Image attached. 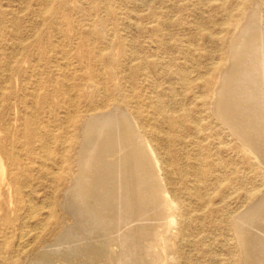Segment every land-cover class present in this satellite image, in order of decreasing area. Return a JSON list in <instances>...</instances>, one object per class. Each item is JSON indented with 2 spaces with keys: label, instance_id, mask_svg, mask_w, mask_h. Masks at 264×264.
Returning <instances> with one entry per match:
<instances>
[{
  "label": "rangeland",
  "instance_id": "obj_1",
  "mask_svg": "<svg viewBox=\"0 0 264 264\" xmlns=\"http://www.w3.org/2000/svg\"><path fill=\"white\" fill-rule=\"evenodd\" d=\"M252 32L264 39V0H0V264H264V159L240 133L264 152V97L257 64L239 73L231 57ZM236 72L238 97L221 103ZM121 113L154 154L167 207L143 185L149 215L105 226L76 207L89 182L70 193L88 120Z\"/></svg>",
  "mask_w": 264,
  "mask_h": 264
},
{
  "label": "bare ground",
  "instance_id": "obj_2",
  "mask_svg": "<svg viewBox=\"0 0 264 264\" xmlns=\"http://www.w3.org/2000/svg\"><path fill=\"white\" fill-rule=\"evenodd\" d=\"M254 14V12H252ZM259 12L256 13V15H258ZM251 17V16H250ZM252 17H255L252 16ZM257 17V16H256ZM260 18V17H259ZM254 19V18H253ZM252 20V19H250ZM256 20V19H255ZM254 21V20H253ZM257 22L259 23V19L258 21L256 20V24ZM254 23V22H253ZM255 24V25H256ZM254 25V27H255ZM261 26V24H259ZM246 28V27H245ZM250 28V27H249ZM258 28V27H257ZM244 30V29H243ZM242 30V31H243ZM255 31V30H254ZM260 31V30H259ZM249 33V31H248ZM253 33V32H252ZM251 33V36L246 38L245 39H242V38H239V39H236L235 41V44L232 48V51H231V57L232 58H235L236 59V62L239 63V73H243V71H247L245 69L246 66L248 65H251V66H254L257 64L256 68H258V78L257 80L256 79H251L252 83H250L251 85H254L256 86V89L258 90L257 92L260 93L261 96L264 97V56H263V47H264V39H263V34L262 33H259L257 34L258 32H256L254 35ZM242 35V33H241ZM244 35V34H243ZM249 35V34H248ZM247 35V36H248ZM240 37V35H239ZM244 38V37H243ZM234 60V59H233ZM236 65V63H235ZM231 65H229V68ZM255 67V66H254ZM233 68V66H232ZM251 68V67H250ZM235 69V68H233ZM237 69V67H236ZM235 71H238L236 70ZM252 70V69H251ZM257 70V69H256ZM227 71V70H226ZM230 71V69L228 70ZM255 71V70H254ZM231 72V71H230ZM250 72V71H249ZM247 73V72H245ZM244 73V74H245ZM256 73V71H255ZM235 74V73H234ZM243 74V75H244ZM251 74V72H250ZM249 74V75H250ZM225 75V74H224ZM223 75V76H224ZM229 75L230 74H226L225 75V78L224 79V83L221 82V85H220V91L217 92V98H220L222 97V99H219L221 101V103L225 102V98H228L230 97L229 95H234L235 96V99L238 97H236V93H239L238 89H231L233 88L234 86H232L233 82H234V78L238 77V72H236V74L234 75V77H232L230 75V77H232V82H230L228 79H229ZM240 75V74H239ZM248 75V74H247ZM255 76V75H254ZM246 77V76H245ZM247 78V77H246ZM245 79V78H244ZM238 80V79H237ZM236 81V80H235ZM244 81V80H243ZM248 81V80H247ZM246 81V82H247ZM238 82V81H237ZM235 82V83H237ZM245 82V83H246ZM247 84V83H246ZM249 84V82H248ZM249 84V85H250ZM234 85V84H233ZM241 85V84H240ZM245 85V84H244ZM239 87V86H237ZM244 87V86H243ZM248 88V87H246ZM251 88V86H250ZM249 89V88H248ZM244 90V89H243ZM245 91V90H244ZM248 91V90H247ZM254 91V90H252ZM251 91V94H253ZM243 92V91H242ZM241 92V93H242ZM246 92V91H245ZM244 92V93H245ZM243 94V93H242ZM246 94V93H245ZM250 94V93H249ZM248 94V95H249ZM258 94V93H257ZM240 95V94H239ZM255 95V94H254ZM241 96H244V95H241ZM256 96V95H255ZM259 96V95H258ZM240 97V96H239ZM248 98V96H246ZM260 97V96H259ZM231 98V97H230ZM262 98V97H261ZM241 99V98H240ZM239 99V100H240ZM252 99V97H251ZM264 99V98H263ZM229 100V99H227ZM238 100V101H239ZM242 100V99H241ZM240 100V101H241ZM245 100V98L243 99ZM219 101V102H220ZM230 101V100H229ZM228 101V102H229ZM248 101V100H247ZM252 101V102H251ZM251 104L255 101V100H251ZM234 103L233 101H230V104ZM243 102V101H242ZM258 102V101H257ZM238 103V102H237ZM236 103V105H237ZM246 103V102H245ZM249 103V102H248ZM247 103V104H248ZM217 104V102H216ZM242 104V103H241ZM244 104V102H243ZM260 104V102H259ZM264 104V103H263ZM240 105V104H239ZM234 106V105H232ZM249 105H246V107L248 108ZM254 106V104H253ZM256 106V105H255ZM254 106V107H255ZM260 106V105H259ZM242 107V106H241ZM251 107V106H250ZM218 108V107H217ZM221 108V107H220ZM223 108V107H222ZM229 108H230V105H229ZM240 108V107H239ZM243 108V107H242ZM219 109V108H218ZM226 109V108H225ZM230 109H234V108H230ZM249 109V108H248ZM262 109V108H261ZM264 109V108H263ZM240 110V109H238ZM237 110V111H238ZM252 110V109H251ZM250 110V111H251ZM257 110V109H256ZM222 111V110H221ZM227 111V110H226ZM236 111V113H237ZM243 111V110H242ZM249 111V110H248ZM254 111V109L252 110ZM251 111V112H252ZM220 112V111H219ZM217 112V113H219ZM228 112V111H227ZM231 112V110H230ZM235 112V111H234ZM233 112V113H234ZM239 112V111H238ZM257 112V111H256ZM262 112V111H261ZM111 113V112H110ZM117 113V112H116ZM258 113V112H257ZM224 114V113H223ZM230 113H228L229 115ZM240 115V113H238ZM237 114V115H238ZM244 114V112H243ZM254 114V113H253ZM262 114V113H261ZM235 115V113H234ZM234 115L232 114V116L234 117ZM239 115L235 117H238L239 118ZM248 115H249V112H248ZM252 115V113L250 114ZM226 115H224V118H225ZM231 116V115H230ZM241 116H242V113H241ZM246 116H247V112H246ZM262 116V115H260ZM264 116V114H263ZM227 117V116H226ZM232 117V118H233ZM243 117H245L243 115ZM248 117V116H247ZM251 117V116H250ZM255 117V116H254ZM220 118L221 120L224 119L223 117H221L220 115ZM228 118V117H227ZM232 118H229L231 120H233ZM242 118V117H241ZM240 118V119H241ZM259 118V117H258ZM262 118V117H261ZM226 119V118H225ZM235 119V118H234ZM240 119L238 121H240ZM244 119V118H243ZM246 119V117H245ZM244 119V120H245ZM252 119V118H251ZM254 119V118H253ZM237 120H236V123H237ZM259 120V119H258ZM263 120V119H262ZM242 121V120H241ZM261 121V120H260ZM223 122V121H222ZM227 122V121H226ZM226 122H224L226 124ZM232 122V121H231ZM234 122V121H233ZM245 122V121H244ZM243 122V123H244ZM246 122H247V119H246ZM245 122V123H246ZM251 122V121H250ZM254 123L256 121H253ZM242 123V122H240ZM244 123V126L246 125ZM253 123V124H254ZM258 123V122H257ZM231 124V123H230ZM235 124V122H234ZM253 124H251L253 126ZM256 124V123H255ZM259 124V123H258ZM239 125V123H238ZM250 125V126H251ZM27 126V125H26ZM232 126V125H231ZM230 126V127H231ZM234 126H237V125H234ZM247 126V125H246ZM245 126V128H246ZM249 126V127H250ZM255 126V125H254ZM259 126H261L259 124ZM263 126V125H262ZM229 127V128H230ZM239 127V126H238ZM264 127V126H263ZM235 128V127H234ZM233 128V129H234ZM251 128V127H250ZM249 128V129H250ZM257 128V127H256ZM231 129V130H233ZM253 129V128H251ZM255 129V128H254ZM253 129V130H254ZM264 129V128H263ZM28 126H27V133H28ZM236 130V128H235ZM238 130V129H237ZM240 130V129H239ZM242 130V129H241ZM246 131V129H244ZM256 130V129H255ZM259 130V128H258ZM257 130V131H258ZM262 130V128H261ZM261 130H260V133H261ZM234 131V130H233ZM245 131H240V133L242 134L241 135V138L243 136V138H248L247 141L249 140L250 136L252 135H248L250 132H247L248 136L245 135ZM237 132V131H234L233 134ZM259 133V135H260ZM264 133V132H262ZM262 133H261V137H262ZM237 134V133H235ZM234 134V135H235ZM252 134V133H250ZM256 135L258 133H255ZM240 135V134H239ZM254 135V134H253ZM264 135V134H263ZM259 136V139H262L261 137ZM27 135H23L22 137L18 138V142L19 144H24V142L20 141V139H26ZM254 137V136H253ZM238 138V137H237ZM240 138V136H239ZM242 138V139H243ZM258 138V137H257ZM257 138H254L257 139ZM253 138H251V142L250 144L247 143V141L244 139L243 142H244V146H245V154L248 155V156H251L252 155L255 157V160L257 159V155L256 152L258 149V152L260 151L261 153V157H263L264 159V152L263 150L261 151L259 149V147L257 148L255 146V144L253 143L252 141ZM241 140V139H240ZM264 140V139H263ZM256 141V140H255ZM258 141V140H257ZM257 141L255 143H257ZM261 141V140H259ZM242 142V141H241ZM14 143V142H12ZM262 143V142H260ZM14 145V144H13ZM254 145V146H253ZM260 145V144H258ZM261 146H263V143L261 144ZM2 147H0V150H1ZM264 148V146H263ZM262 148V149H263ZM256 151V152H255ZM260 153L258 155V158L260 157ZM2 154V152H1ZM80 176L79 178L77 179V189L74 188L71 190L72 193H70V191L68 193L70 194H75L77 192H79L80 194H84V190L82 189L85 185L84 183H90L88 185L89 187H91V189L89 188L88 190H91L92 193V198L87 200L85 199L86 201H83L82 200V196H80V199H81V203L82 204H78L76 207L77 209H79L80 213H85L86 216L90 217L91 221L93 220H98L99 221H104V225L105 226H109L110 225H113L112 223L114 222L115 223V220H119L120 223L123 222L124 220V217L125 216H136L137 214V211H139L140 208H143L141 210V212H143L145 215H149V210L151 209H154V205H157V204H154L151 208V205L154 203H150L151 200L149 201H145L146 198L149 199V194H147V191L146 190V185H155L156 187V193L158 194V197H160V199L157 197V194L155 195L159 200L158 202L162 205L163 209L167 207V202H166V199H165V195H164V192H165V186H164V183L163 181L161 180L160 178V175H159V169H158V166H157V162H156V159L154 157V154L151 150V148L147 145L146 142H144V140H142L141 138V135L136 127V125L132 122V120H130L129 118H127L126 116H124L122 113L121 114H100V115H97V116H93L90 120H88L87 122V125L85 127V136H84V140H83V144H82V148H81V152H80ZM253 157V158H254ZM9 161H11V163L9 164V168H12V171H14L15 167L17 166L16 165V160L14 159H11V158H8ZM262 159V160H263ZM259 160V159H257ZM261 165H262V162H261ZM264 166V165H263ZM51 170V169H50ZM5 169H3V175H2V182L0 184V189L2 187V185L5 183ZM114 177V178H113ZM15 179V178H14ZM103 181L105 183H103ZM117 181V184H121V187L119 188L120 191H124L125 193L122 195V194H119L118 192H120L118 189L116 190L115 189V184L114 182ZM11 182L13 183V179H9V184L11 185ZM106 183H108V187L105 185ZM111 184L112 187L109 185ZM153 184V185H152ZM145 185L146 187L143 188ZM87 186V187H88ZM117 186V185H116ZM120 186V185H118ZM117 186V188H118ZM148 186V187H149ZM85 189V187H84ZM150 189V188H149ZM152 190H148L150 193H152L151 191H153V187H151ZM114 191H118L117 193L119 194V196H117L118 194L117 193H114ZM87 192V191H86ZM143 192V193H142ZM146 192V193H145ZM148 192V193H149ZM82 194V195H83ZM86 194V193H85ZM139 194V195H138ZM89 195H90V192H89ZM152 195V194H150ZM154 195V194H153ZM152 195V196H153ZM68 196V195H67ZM124 196V197H123ZM78 197V196H77ZM84 197V196H83ZM89 197V196H88ZM138 197H139V200L145 198V203L142 207V205L139 203L138 201ZM155 197V198H156ZM85 198V197H84ZM153 198V197H152ZM151 199V197H150ZM155 200V199H154ZM153 200V201H154ZM261 200V199H260ZM80 201V200H79ZM78 201V202H79ZM156 201V200H155ZM141 202V201H140ZM72 203V202H71ZM158 203V204H159ZM258 203V202H257ZM261 203V201L259 202ZM77 204V203H76ZM50 206V205H49ZM52 206V205H51ZM158 206V205H157ZM258 206V205H257ZM156 207V206H155ZM262 207V206H261ZM253 208H255L253 206ZM30 209V208H29ZM76 209V210H77ZM146 210V211H145ZM157 210V209H156ZM155 210V211H156ZM251 210V209H250ZM249 210V211H250ZM263 210V209H262ZM82 211V212H81ZM152 211V210H151ZM163 211V210H162ZM248 211V210H247ZM248 211V212H249ZM252 211V210H251ZM264 211V210H263ZM35 211H33L34 213ZM38 211H36V215L38 214L37 213ZM41 211H39L40 213ZM140 212V211H139ZM158 212V211H157ZM246 212V211H245ZM258 212V211H257ZM69 213V212H68ZM79 213V214H80ZM159 213L161 214V211H159ZM262 213V211H261ZM73 214V213H72ZM78 214V213H77ZM142 214V213H141ZM155 214L154 211L153 213H151L150 215H153ZM163 214V213H162ZM166 215V213H164ZM260 214V213H259ZM264 214V212H263ZM76 215V214H75ZM159 215V214H157ZM248 215V214H247ZM34 216V215H33ZM32 216V219L34 218ZM161 216V219L162 218V215ZM246 216V214H245ZM249 216H250V213H249ZM248 216V217H249ZM262 216V215H261ZM84 217V216H83ZM97 217V218H96ZM157 218V216H156ZM167 218V217H166ZM166 218L164 217V220H166ZM245 218V217H244ZM243 218V219H244ZM253 218V217H252ZM75 219V218H74ZM158 219V218H157ZM160 219V220H161ZM249 219V218H248ZM247 219V220H248ZM261 219V218H259ZM84 220V219H83ZM240 220V218H239ZM242 220V218H241ZM252 220V219H251ZM77 221V220H76ZM162 221V220H161ZM26 222V221H25ZM263 222V221H262ZM92 223V222H91ZM145 223V222H144ZM147 223V222H146ZM158 223V222H156ZM155 223V224H156ZM160 223V222H159ZM256 223V222H255ZM87 224V223H85ZM118 224V222H117ZM142 224V222H141ZM92 225V224H91ZM97 225V224H96ZM123 225V224H122ZM121 225V226H122ZM158 225V224H157ZM160 225V224H159ZM249 225V224H248ZM252 225V224H251ZM27 226V225H26ZM41 225H39L40 227ZM102 226V224H101ZM120 226V227H121ZM130 226V225H129ZM250 226V225H249ZM255 226V224H254ZM93 226H91L92 228ZM241 227V226H240ZM41 228H44V227H41ZM154 228V227H153ZM153 228H150L153 230ZM157 228V227H156ZM35 229V228H34ZM40 229V228H38ZM119 229V228H117ZM127 229V228H126ZM136 229L137 228H134V226L132 227V229L128 230L131 234H135L136 232ZM159 229V228H158ZM240 229V228H239ZM252 229V228H251ZM120 230V229H119ZM37 231V230H36ZM121 231V230H120ZM127 231V233H128ZM142 231V230H141ZM154 231V230H153ZM239 231V230H238ZM243 231V230H242ZM250 231V230H249ZM263 231V229L261 230ZM119 232V231H118ZM148 232V231H147ZM152 231H150V234H151ZM41 233V231H40ZM65 233V232H64ZM68 233V232H67ZM110 232H108L109 234ZM120 233V232H119ZM123 234L125 232H122ZM121 233V234H122ZM137 233V232H136ZM157 233V231H156ZM240 233V232H239ZM244 233V232H243ZM249 233V232H247ZM154 234V232H153ZM241 234V233H240ZM246 234V233H245ZM252 235H254L252 232H251ZM250 234V235H251ZM27 235V234H26ZM152 235V234H151ZM242 235V234H241ZM251 235V236H252ZM123 236V235H122ZM121 236V237H122ZM126 236V235H125ZM124 236V237H125ZM248 236V235H247ZM249 236V239L250 240V237ZM242 237V236H241ZM245 237V235H244ZM255 237H258V236H255ZM24 238V236H23ZM138 238V237H137ZM151 238V237H150ZM243 238V237H242ZM246 238V237H245ZM253 238V237H252ZM112 239V238H111ZM110 239V240H111ZM119 239V238H118ZM126 239V237H125ZM129 239V238H128ZM155 240V236L153 238ZM244 239V238H243ZM255 239V238H253ZM262 239V238H261ZM22 240V239H21ZM116 240V238H115ZM120 240V239H119ZM122 240V239H121ZM242 240V239H241ZM24 241V240H23ZM125 241V240H124ZM150 240H148V243ZM152 241V239H151ZM244 241V240H242ZM241 241V242H242ZM255 242V240H253ZM108 242V241H107ZM123 242V241H122ZM246 242V240L243 242V244ZM258 242V241H257ZM24 243V242H23ZM111 243V242H110ZM117 244V242H115ZM120 243V242H119ZM251 243V242H250ZM60 244V243H59ZM152 244V243H150ZM149 244V245H150ZM242 244V243H241ZM254 244V243H252ZM251 244V245H252ZM256 244V243H255ZM22 246V244H20ZM24 245V244H23ZM113 245V244H112ZM121 245V244H119ZM154 246V243L152 244ZM247 245V244H244V246ZM250 245V244H249ZM257 245V244H256ZM261 245V244H260ZM148 246V245H147ZM248 246V245H247ZM247 246L245 248H247ZM255 246V245H253ZM27 247V245H26ZM74 247V246H73ZM114 247V246H113ZM145 247V246H144ZM151 247V246H150ZM250 247V246H249ZM248 247V248H249ZM252 247V246H251ZM259 247V246H258ZM262 247V246H261ZM70 248V247H69ZM112 248V247H111ZM149 248V247H146V249ZM253 248V247H252ZM255 249L257 248L254 247ZM253 248V249H254ZM264 248V247H263ZM261 248V249H263ZM26 249V248H25ZM49 249V248H48ZM81 249V248H80ZM145 249V250H146ZM244 249V248H243ZM250 250V251H253ZM24 250V249H22ZM150 249H148L149 251ZM260 250V249H258ZM53 251V250H52ZM80 251V250H79ZM114 251V250H112ZM248 251V250H247ZM257 251V250H256ZM153 251L151 250V252H148L149 254L152 253ZM75 253V251H74ZM147 253V254H148ZM247 253V252H246ZM253 253V252H252ZM43 254V253H42ZM46 254V252H45ZM111 254V252H110ZM158 254V253H157ZM162 254V253H161ZM257 254V253H255ZM44 255V254H43ZM113 255V253H112ZM152 255V256H151ZM149 255V257H153L154 254H151ZM101 256V255H100ZM245 256V254H244ZM251 256V255H250ZM255 256V255H254ZM258 256V255H257ZM156 256H154L155 258ZM249 257V256H247ZM253 257V255H252ZM256 257V256H255ZM153 258V259H154ZM159 258V257H158ZM245 259H246V256H245ZM107 260V259H106ZM115 260V259H114ZM121 260V259H120ZM125 260V259H124ZM252 260V259H251ZM264 260V259H263ZM35 261H37L35 259ZM141 261V260H140ZM158 262V260H156ZM147 262V261H146ZM155 262V261H154ZM257 262V261H256ZM159 263V262H158ZM81 264V263H80ZM117 264H120V261H117ZM150 264V263H149ZM152 264V262H151ZM157 264V263H156Z\"/></svg>",
  "mask_w": 264,
  "mask_h": 264
}]
</instances>
